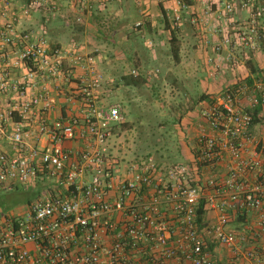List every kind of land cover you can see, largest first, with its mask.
Wrapping results in <instances>:
<instances>
[{"label":"built area","instance_id":"1","mask_svg":"<svg viewBox=\"0 0 264 264\" xmlns=\"http://www.w3.org/2000/svg\"><path fill=\"white\" fill-rule=\"evenodd\" d=\"M157 1L173 3L166 6V13L171 27L177 29L183 0ZM262 16L263 10L254 12L252 33ZM142 24L137 22L135 28ZM241 41L246 46L256 44L248 35ZM0 62V91L14 86L17 94L12 109L0 113V134L2 121L18 116L11 136L14 153L0 154V191L18 185L48 188L23 214L0 223V264H134L131 255L143 253V245L161 254V264H216L198 221L203 200L206 210L219 211L218 223L206 233L232 250L231 264H264V138L256 142L251 158L243 157L248 143L254 141L255 127L264 125L263 81L228 89L204 111L212 134L199 135L197 162L200 167L219 163L228 151L236 167L223 183L211 177L205 185H193L198 165L163 167L144 158L121 175L107 165L109 136L124 123L125 115L121 103L99 101L102 76L95 56L83 45L52 47L46 38L33 41L7 21L0 27ZM21 68L25 70L22 81L13 85L11 71ZM78 69L83 73L77 76L75 94L82 104L83 123L75 118L48 124L44 115L55 104L51 86L69 82ZM33 131L46 136L48 144L29 145L26 139ZM77 138L86 142L84 149L66 147L67 141ZM247 173L254 175L251 185L243 181ZM220 195L228 200H219ZM163 203L170 207V218ZM236 208L257 212L250 236L228 228L229 212ZM116 215L121 218L115 219ZM249 241L253 246L244 249Z\"/></svg>","mask_w":264,"mask_h":264},{"label":"crops","instance_id":"2","mask_svg":"<svg viewBox=\"0 0 264 264\" xmlns=\"http://www.w3.org/2000/svg\"><path fill=\"white\" fill-rule=\"evenodd\" d=\"M183 3L182 21L172 31L170 18L168 15L165 17L163 12L172 2L164 5L157 0H0V27L7 21H13L18 32L29 34L33 41L43 37L52 47L83 45L86 52L95 56L99 72V64L103 62L102 53L113 52L102 51L104 45L101 39L109 40L106 43L112 42L111 47L121 44L123 56L126 52L130 53L125 56L127 65L128 62H134L138 72L147 78V82L140 87L125 82L121 84L127 94L124 98L128 100L136 99L133 94L135 90L151 86V76L154 74L155 77L157 73L155 69L146 72L150 64L161 67L165 71L164 75L171 77L168 82L172 87L176 86L179 95L189 103L186 113L181 114L183 129L180 130L178 141L183 152V163L195 167L198 165L196 152L199 150V135L203 132L212 134L204 111L215 105L225 91L238 84L252 83L254 80L264 82V0H183ZM228 6L232 9H228ZM257 10H263V16L258 20L256 32L252 33L251 22ZM139 21L143 24L136 29L135 25ZM169 25L171 28H168ZM244 35L255 39L254 47L242 43ZM2 68L0 62V71ZM11 72L13 85H19L25 70L13 69ZM82 73V69H78L69 82H61L59 87L54 84L51 86L55 104L44 115L48 124L59 119L68 122L75 118L83 123L82 104L75 94L77 76ZM13 88L0 91V113H7L15 104L17 94ZM244 106H248L246 101ZM16 121V114L2 121L0 154L14 153L11 136ZM253 134L254 141L249 142L243 152L245 159L253 156L256 142L264 138V125L256 126ZM26 140L31 146L44 147L48 144V138L38 135L36 131ZM65 145L78 152L85 148L86 142L77 138L67 141ZM107 147L108 154L111 146L108 144ZM140 160L111 167L121 175L129 165ZM235 165L232 155L226 151L221 162L198 166L192 181L205 185L207 179L212 177L223 183ZM242 178L246 185H251L255 180L252 173ZM42 192L39 186L34 187L32 193L37 196L29 200L28 204ZM218 199L228 200V197L220 195ZM162 208L169 218L173 216L166 204L163 203ZM229 213L231 223L228 228L246 232L250 236L257 222V212L236 208ZM6 218L0 219V223ZM120 218V215L115 217L117 220ZM218 218L219 211L208 207L201 231L209 239L216 264H231L234 260L232 250L220 245L206 233L207 229L218 223ZM252 246L249 241L243 247L248 249ZM143 248L141 254L132 253L134 264L162 263L163 259L157 250H150L148 245H143Z\"/></svg>","mask_w":264,"mask_h":264},{"label":"rangeland","instance_id":"3","mask_svg":"<svg viewBox=\"0 0 264 264\" xmlns=\"http://www.w3.org/2000/svg\"><path fill=\"white\" fill-rule=\"evenodd\" d=\"M101 41L104 45L102 51L113 52L102 53L103 62L98 67L102 76L99 101L106 104L121 103L126 117L124 123L115 127L109 136L111 152L105 157L107 165L123 166L141 158H152L163 167L189 165L183 163V152L178 141L180 130L183 129L181 114L186 113L189 103L179 95L177 87H172L168 82L171 77L165 76L161 67L151 63L146 72L155 69L157 73V76H151V86L135 90L133 94L136 99H125L127 94L121 87L123 76L133 71L138 73L139 70L134 62H128L127 65L125 56L130 53L126 52L123 56L121 44L111 47L112 42L106 43L109 40L102 38ZM39 187L40 192L48 189ZM32 192L33 187L25 185H18L9 193L0 191V219L23 214L29 200L37 196Z\"/></svg>","mask_w":264,"mask_h":264},{"label":"trees","instance_id":"4","mask_svg":"<svg viewBox=\"0 0 264 264\" xmlns=\"http://www.w3.org/2000/svg\"><path fill=\"white\" fill-rule=\"evenodd\" d=\"M163 12H164L165 17H167V13H166V11L164 9H163ZM167 23H168V20H167ZM168 28H171L170 25L168 26ZM174 30L175 29L172 28V31H174ZM123 80H124L125 83H127V85H131V86H134V87H140V86H142L143 84H145L147 82V78H145L139 72L136 73V74L132 73L130 75L123 76ZM116 128H118V127H116ZM198 155H199V151L196 152V156L197 157H198ZM197 164H198L199 167L201 166L200 163H197ZM159 165H161V164H159ZM192 184L194 185L195 181H192ZM205 207H206V202L203 200V201L200 202V204L198 206V221H199L200 225H202L203 222H204V217H205V214H206V211H207Z\"/></svg>","mask_w":264,"mask_h":264}]
</instances>
